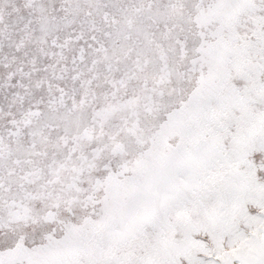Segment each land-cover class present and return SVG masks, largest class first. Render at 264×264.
I'll return each mask as SVG.
<instances>
[{
	"label": "snow or ice",
	"instance_id": "6c2138e0",
	"mask_svg": "<svg viewBox=\"0 0 264 264\" xmlns=\"http://www.w3.org/2000/svg\"><path fill=\"white\" fill-rule=\"evenodd\" d=\"M0 264H264V0H0Z\"/></svg>",
	"mask_w": 264,
	"mask_h": 264
}]
</instances>
